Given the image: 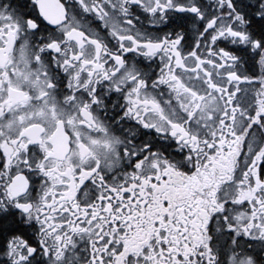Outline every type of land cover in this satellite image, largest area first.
<instances>
[{
    "label": "snow or ice",
    "instance_id": "6c2138e0",
    "mask_svg": "<svg viewBox=\"0 0 264 264\" xmlns=\"http://www.w3.org/2000/svg\"><path fill=\"white\" fill-rule=\"evenodd\" d=\"M0 264H264V0H0Z\"/></svg>",
    "mask_w": 264,
    "mask_h": 264
}]
</instances>
